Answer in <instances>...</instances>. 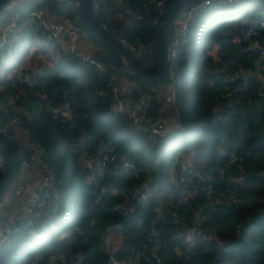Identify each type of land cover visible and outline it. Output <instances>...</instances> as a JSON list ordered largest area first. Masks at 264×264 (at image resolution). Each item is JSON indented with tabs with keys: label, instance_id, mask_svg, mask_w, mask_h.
Listing matches in <instances>:
<instances>
[{
	"label": "trees",
	"instance_id": "obj_1",
	"mask_svg": "<svg viewBox=\"0 0 264 264\" xmlns=\"http://www.w3.org/2000/svg\"><path fill=\"white\" fill-rule=\"evenodd\" d=\"M74 1L76 6L56 0L15 4L20 12L17 28L0 45L1 90L15 94V103L23 107L15 111L20 123L40 142L44 159L56 172L55 195L30 226L20 224L0 243V264H48L50 254H59L51 264H106L103 234L114 228L122 234L115 258L129 259V254L139 258L138 263L130 259L129 264H264V97L258 94V80L250 77L243 82L238 76L240 70L252 69L256 53L247 41H228L240 31L236 26L240 19L248 17L242 29L252 23L250 19L264 21V0H257L250 12L232 14L216 1L215 7L196 12L190 20L187 43L179 45L171 57L167 47L179 13L200 1L180 0L164 32L166 74L153 84L126 76L119 69L82 19L80 0ZM99 1L101 6L106 2ZM9 2L0 8V23L1 11ZM107 4L111 11L117 7L111 1ZM38 5L60 16L77 13V23L93 42L94 57L133 80L131 90L136 98L150 94L147 113L151 120L165 118L163 105L168 106L163 92H152L150 87L173 82L179 101L177 126L158 140L148 141L132 129L128 119L110 108L105 75L67 52L52 50L50 64L40 60L33 68L26 65L19 74L3 77L1 68L16 61L22 48L32 45L27 37L37 36L45 48L52 42L40 26L25 21ZM233 5L229 2L226 8ZM123 6V19L92 8L90 12L120 53L143 73L151 74L157 69L155 50L135 58L101 26L105 22L115 34L131 41L154 42L158 24L150 22L152 6L146 0H123ZM217 10L222 13L218 17L214 15ZM210 13V21L203 23ZM260 34L264 40V26ZM213 42L225 52V65L204 51ZM234 70L236 75L231 74ZM25 73L33 76L31 83L23 79ZM15 86L21 87V94ZM0 99H4L3 91ZM53 104L69 110L70 118L61 121L52 117L47 107ZM0 139L11 146L18 160L24 158V150L12 140L1 134ZM77 140L80 145L73 150ZM110 146L116 155L112 161L88 171L80 163L82 148L95 147L94 154L100 157ZM0 155L7 163L1 150ZM122 160L129 165H122ZM11 178L6 187L15 180ZM133 182L143 184L148 195L141 200L126 198L132 208L121 213L113 205L124 202ZM207 184V193L192 192ZM183 196L184 201L175 203ZM157 206L161 209L158 213ZM189 224L195 233L186 241L181 228ZM150 233L159 242L158 262L142 247Z\"/></svg>",
	"mask_w": 264,
	"mask_h": 264
},
{
	"label": "built area",
	"instance_id": "obj_2",
	"mask_svg": "<svg viewBox=\"0 0 264 264\" xmlns=\"http://www.w3.org/2000/svg\"><path fill=\"white\" fill-rule=\"evenodd\" d=\"M66 6H76L74 0H56ZM113 2L117 7L111 11L108 9L107 2ZM168 0H146V3L152 6L153 13L150 16V22L153 25L159 24V21L163 15L165 5ZM220 1L224 4L232 2V0H200L184 8L180 18L177 20L174 26V32L170 39L167 47L169 56H174L179 45L187 43L188 41V29L190 27V20L192 16L201 10H203L208 4ZM91 8L95 12L102 11L106 14H110L117 19H123L126 16L123 14V0H106L103 5H100L99 0H90ZM19 7V4L17 5ZM14 5H6L1 11L0 23V45L6 42L7 34L13 32L17 28L18 20L20 19V12ZM135 19H140V15H134ZM26 22H34L40 26L45 32L46 36L52 39V42L47 47V50H42L49 56L52 54V50L61 52H67L76 56L80 61L92 66L100 76L105 75L106 77V88L109 99V106L111 109L117 111L123 115L131 124L133 130L141 133L148 141H156L163 137L167 131L177 126L176 117L178 115L177 105L179 104L178 99L175 96L174 83L168 84L167 90L162 94V98L165 104L172 109L170 114L171 119L164 121L159 118L158 120H151L147 113V106L149 104L150 94L144 97L136 98L131 90L134 85L133 80L122 76L117 70L107 68L104 64L96 59L93 55V51L85 45V32L77 23V13L73 11L70 16L56 15L45 5H38L31 9L26 18ZM101 26L108 30L114 39L120 42V44L135 58H143L154 50V42L152 39L141 41L135 39L131 41L121 35L117 36L113 29L106 25L105 22L101 23ZM264 26L262 19L254 20L250 25L241 29L239 32L232 34L228 41L230 43H238L240 41H247L249 46L252 47L256 56L260 57L257 66V74L263 80V85L258 94L264 97V40L261 38V29ZM64 32V35H62ZM28 47V46H27ZM27 47L22 48L19 51V56L16 61L9 62L3 68H1V74L5 78H11L14 75L19 74L20 69L23 67L21 62L26 56L28 49ZM41 48V47H40ZM205 52L211 54V58L215 62H221L223 65L227 63V60L223 58V53L220 50V45L217 42H213L210 49H204ZM236 70L233 71L235 74ZM23 79L27 83H31L33 80L32 75L23 76ZM3 91L4 99H0V134L8 137L17 146H19L25 152L24 158L18 160V165L21 167L29 166L38 174L40 183L35 187L31 197L22 198V212L20 215H13L6 219L0 224V243L5 240L10 234L14 233L20 224L30 226L34 220H36L46 209L51 201V198L56 192V172L54 166L44 159V152L42 145L39 141L29 135L27 128L20 123L18 116L14 112L15 100L14 95H11L7 90ZM150 91L158 92V87H150ZM16 92L20 93L18 88ZM22 92V91H21ZM48 112L52 117H58L61 121L70 118V112L60 104H53L47 107ZM75 146L80 145V141L74 142ZM80 157L83 160L86 170H91L94 167H101L106 162H110L115 159L116 155L113 147L110 146L105 153L100 157L92 156L89 149H82ZM122 165H129L127 161L122 160ZM6 163L0 155V176L5 170ZM222 171L219 169V176ZM133 175L137 178V174L134 172ZM181 179V177H180ZM22 185L17 182L13 186V191L19 193ZM210 185H200L192 190L195 192H208ZM130 195H125L123 203H115L114 209L119 210L123 213L127 209H131L132 205L128 202L129 200H141L145 199L148 195L147 189L142 184L133 182L130 186ZM129 199V200H126ZM185 200L183 196L179 203ZM181 233L186 241H190L195 233V228L192 224L188 226L183 225ZM180 230V231H181ZM197 231H199L197 229ZM215 240V238L213 237ZM218 242V241H217ZM142 247L150 253L155 262L159 261L157 250L159 248V242L154 237L153 233L148 234L143 242ZM59 254H50L48 256V264L56 259ZM130 259L134 263L139 262L137 255L129 259L118 260L115 258L113 252L108 253V259L106 264H129Z\"/></svg>",
	"mask_w": 264,
	"mask_h": 264
},
{
	"label": "crops",
	"instance_id": "obj_3",
	"mask_svg": "<svg viewBox=\"0 0 264 264\" xmlns=\"http://www.w3.org/2000/svg\"><path fill=\"white\" fill-rule=\"evenodd\" d=\"M21 1L22 0H10L9 4L18 5ZM232 2L234 3V5H233L232 9H230L232 11H230L229 8H226V6L228 5L227 3L224 4L220 1H217V3H220L222 6H224L223 8H225L227 12H232V14H234V13L238 14L241 12L243 13L246 10H249L248 12H250V10L252 9L251 7H254L257 5V0H232ZM261 4L263 5V8H264V1H262ZM216 5L217 4H214V2H212L211 5L206 6L203 10H205L211 6L215 7ZM246 7H249V8H246ZM214 13L213 14L216 17H218L222 14L218 10L215 11ZM228 14H230V13H228ZM211 18H212L211 13L206 15L204 17L203 23L205 22V20L208 23ZM247 20H248V17H244V18L240 19L236 26L241 27L240 28V30H241L242 25ZM254 20H255V18L250 19L249 21L253 22ZM27 38H29L28 39L29 41L31 40L32 45L28 46L26 48V49H28V51H27L26 56L22 59V62H21L22 66L27 65L29 68H33L36 65V63L40 60H43L47 64H50V56L44 52H41L42 50H45V51L48 50L50 52V50L48 48L41 47V45L38 43L41 39L40 38L38 39V37L35 35L32 38H30V37H27ZM85 45L88 48H90L91 50L94 48L93 42L89 39V37L87 35L85 36ZM207 49H210V48H206V50ZM220 50H221V45H220ZM221 51L223 54H225V52H223V50H221ZM223 58H225L224 55H223ZM225 59L227 60V58H225ZM235 72H236L235 74H233V72H231V74L236 75L237 70ZM1 87L2 86H0V88ZM16 88H18V90L20 91L19 94H21V91H22L21 87L15 86V89ZM167 88H168V84H165V85L159 86L158 90H159V92L164 93L165 90H167ZM14 97H16L15 94H14ZM17 109L23 110V107L21 105H18L15 103L14 112ZM168 114H170V110L168 109V107L163 105V115L162 116L165 118H161V120L167 121V117L170 116ZM170 119H171V117H170ZM75 139H77V138H75ZM75 149H76V146L74 145L73 150H75ZM82 149H88V148H82ZM89 150L91 151L92 156L96 155V154H94V150L97 151V149H95V147H94V150L93 149H89ZM80 155H81V153H80ZM79 161H80V163L81 162L83 163V160L81 157L79 158ZM83 165H84V163H83ZM17 182H19L22 185V188H21V191H19V193H16V197H15L14 196L15 192L13 191V186ZM39 183H40V180H39L38 174L35 171H33L31 167H29V166H26V167L18 166L16 175H15V181L10 184L9 190L7 189L3 194L1 193V195H0V224L3 221H5L6 219L12 217L13 215H20L21 214V212H22V198L26 199V198L31 197L35 187H37L39 185ZM14 201H15V203H14ZM160 210L161 209L159 206L155 207L156 213H158V211H160ZM121 239H122V234L117 229L114 228V229L107 230L103 234V246H104L105 252H107V253L113 252L114 253L117 250V248L119 247ZM130 255L131 254H129V256Z\"/></svg>",
	"mask_w": 264,
	"mask_h": 264
},
{
	"label": "water",
	"instance_id": "obj_4",
	"mask_svg": "<svg viewBox=\"0 0 264 264\" xmlns=\"http://www.w3.org/2000/svg\"><path fill=\"white\" fill-rule=\"evenodd\" d=\"M6 0H0V8L3 6ZM180 0H168L163 15L161 17V20L159 24L156 26L155 29V36H154V50L156 55V63H157V69L155 72L151 74L143 73L141 70H139L130 60L125 58L118 48L115 46V44L106 36V34L103 32V30L96 24L94 21L90 8V0H80L81 2V16L82 19L85 21L87 27L90 29V31L94 34V36L98 39V41L102 44V46L111 54L114 61L118 65L119 69L126 75L130 76L132 78L138 79L141 82L145 84H153L155 82H158L160 79H162L166 74V67H165V47H164V32L169 24L172 15L177 7V4ZM179 16H181V13H179ZM62 35H64V32H62ZM119 36V34H117ZM252 49V47L250 46ZM253 50V49H252ZM260 60L259 56H256L255 60L253 61V66L251 70H240L238 72V76L242 79L243 82L246 81L247 78H254L258 80L259 87L258 90L262 88L263 80L260 76L257 74V66L258 62ZM0 150L6 155L7 157V163L5 166V170L3 174L0 176V194L5 189L9 190V187H6L8 185L9 179L12 177L14 172L16 171L17 165H18V159L11 148L5 141L0 139ZM132 257V254L129 256V258Z\"/></svg>",
	"mask_w": 264,
	"mask_h": 264
},
{
	"label": "rangeland",
	"instance_id": "obj_5",
	"mask_svg": "<svg viewBox=\"0 0 264 264\" xmlns=\"http://www.w3.org/2000/svg\"><path fill=\"white\" fill-rule=\"evenodd\" d=\"M227 16H229V15H228V13H227ZM14 177H15V176H14ZM14 177H13V178H11V179H14ZM14 181H15V180H12V182H11V183H13ZM5 191H6V189L3 191V193H4ZM3 193H2V194H3ZM14 196L16 197V193H14ZM14 203H15V201H14Z\"/></svg>",
	"mask_w": 264,
	"mask_h": 264
}]
</instances>
